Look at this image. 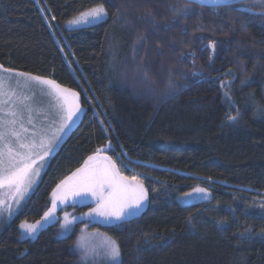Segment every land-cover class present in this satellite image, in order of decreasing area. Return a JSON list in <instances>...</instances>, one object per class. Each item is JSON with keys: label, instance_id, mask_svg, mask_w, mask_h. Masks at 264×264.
Returning a JSON list of instances; mask_svg holds the SVG:
<instances>
[{"label": "trees", "instance_id": "obj_1", "mask_svg": "<svg viewBox=\"0 0 264 264\" xmlns=\"http://www.w3.org/2000/svg\"><path fill=\"white\" fill-rule=\"evenodd\" d=\"M100 4L102 21L68 23ZM184 5L193 13L177 18ZM0 65L79 92L82 109L35 194L0 223V264H97L81 246L91 232L119 246L122 264H264V0H0ZM98 148L141 174L148 207L25 236L20 224L41 220ZM198 186L211 198L183 204Z\"/></svg>", "mask_w": 264, "mask_h": 264}, {"label": "snow or ice", "instance_id": "obj_2", "mask_svg": "<svg viewBox=\"0 0 264 264\" xmlns=\"http://www.w3.org/2000/svg\"><path fill=\"white\" fill-rule=\"evenodd\" d=\"M195 2L203 6L206 2L220 4L222 0H195ZM192 13L193 9L188 5L177 6L174 9L177 18L188 17ZM107 15L104 5L100 4L79 13L68 23L89 24L102 21ZM211 47L214 49L215 45L212 44ZM13 81L16 87L36 84L47 85L50 88V95L55 97V106L62 113L57 132L62 133L70 128L74 118L82 109L79 92L62 87L55 80L18 72L0 65V188L8 189L19 203L31 187L33 177L39 175V169L43 166L42 164L37 166V161H43L53 151L60 137L53 135L48 138L39 130L32 131L30 137L26 135L29 129L24 125L20 108L28 110L30 125L32 124L31 108L23 104L24 97L18 95L16 88L12 87ZM229 119L236 118L229 117ZM102 151L104 149L98 148L96 154L88 156L82 167L77 168L57 184L52 192V207L44 213L42 219L48 220L53 216L57 201L64 203L69 198H79L82 202L92 197L95 199L96 207L87 215L95 214L115 221H122L143 207L147 200V190L142 179L137 175H124L111 156L99 154ZM194 191L204 192L205 189L196 188ZM3 203L0 201V204ZM74 219L76 218L70 219L69 214L65 213L64 226L67 227ZM39 223V221L36 224L21 223L20 228L28 235H32L36 232ZM104 252L112 264H122L119 246L114 241L107 242Z\"/></svg>", "mask_w": 264, "mask_h": 264}, {"label": "rangeland", "instance_id": "obj_3", "mask_svg": "<svg viewBox=\"0 0 264 264\" xmlns=\"http://www.w3.org/2000/svg\"><path fill=\"white\" fill-rule=\"evenodd\" d=\"M86 24H80L75 26H82ZM12 87L16 88V92L18 95L23 96V104L27 105L29 108H31V116H32V124H28V116L29 112L27 109L21 107L20 111H22V119L24 122L25 127L29 129V133L26 134L30 137V134L32 131L39 130L42 133L46 134V137L50 138L53 135L59 136L60 139L56 142L55 147L53 151L44 158L43 161H37V166L43 165L39 169V175L33 177V183L31 187L28 188L27 192L24 194V197L19 200V203H17V198L14 197L12 194L9 193L8 189L6 188H0V201H3V204H0V223L3 221L10 220L11 218L15 217L22 209L23 207L29 202L30 198L35 194L38 187L40 186L42 179L47 172L50 162L53 158V156L57 153V151L61 148L63 143L66 141L74 127L76 126L77 122L80 119L81 111L78 113L77 117L74 118V122L71 124L70 128L66 129L64 132H57L56 129L60 125V116L62 113L59 111L58 107H56V101L54 95H50V88L47 85H28V86H21L16 87L15 83L13 81ZM95 116H98V112L95 111ZM100 119V118H99ZM117 158L123 163L127 169H130L132 172L130 165L126 164L125 159L120 155ZM123 172V171H122ZM124 173V172H123ZM138 177H141V174L136 173ZM131 176V175H130ZM197 188H203L205 189L204 192H195L194 189L189 191L186 195L182 196L180 198L181 202L183 204H192L196 202L201 201H207L211 198V193L209 190L202 186H198ZM196 189V188H195ZM95 203V199L92 197H89L85 201H80L79 198H69L64 203H60L57 201V207L53 213V216L49 218L48 220L41 219L39 220V224H37V230L34 234L28 235L24 230L23 233L27 237H33L35 238L38 233L43 230L44 228H47L48 226L60 221L61 224V236H64L70 232L72 227L82 221H88V222H98L102 224H118L120 222L130 220L132 218H135L139 216L149 205V196L147 192V200L144 202L143 207H141L138 211H135L133 215L126 217L122 221H115L110 218H105L101 216H97L93 214L92 216L87 215V213L90 212L89 209L87 211L83 212H66L63 211V209L68 205H74L77 203ZM52 207V206H51ZM50 207V208H51ZM63 211V212H61ZM65 213L69 214V218L75 217L76 219L72 220L71 224H69L67 227L64 226L65 223ZM44 217V216H43ZM42 217V218H43ZM28 223V222H24ZM34 223H28V224H36ZM83 240L81 241V246L85 249H88L91 253H87L88 257L94 258L97 264H112L110 259L105 255L104 252V246L107 244V242L113 241L108 236L99 233V232H91L87 236L83 234Z\"/></svg>", "mask_w": 264, "mask_h": 264}, {"label": "water", "instance_id": "obj_4", "mask_svg": "<svg viewBox=\"0 0 264 264\" xmlns=\"http://www.w3.org/2000/svg\"><path fill=\"white\" fill-rule=\"evenodd\" d=\"M186 1L200 5L199 3H196L195 0H186ZM240 1H242V0H222V2L220 4H212L210 2H206L203 6H217V7H219V6L229 5V4H233V3H238ZM245 11H249V10H245ZM99 154L100 155H106L104 153V151H102Z\"/></svg>", "mask_w": 264, "mask_h": 264}]
</instances>
